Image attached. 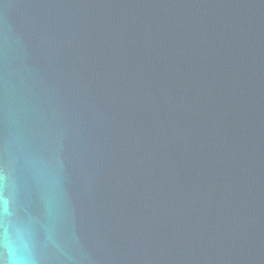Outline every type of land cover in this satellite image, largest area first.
I'll use <instances>...</instances> for the list:
<instances>
[{
  "label": "water",
  "instance_id": "obj_1",
  "mask_svg": "<svg viewBox=\"0 0 264 264\" xmlns=\"http://www.w3.org/2000/svg\"><path fill=\"white\" fill-rule=\"evenodd\" d=\"M264 264V0H0V258Z\"/></svg>",
  "mask_w": 264,
  "mask_h": 264
},
{
  "label": "clouds",
  "instance_id": "obj_2",
  "mask_svg": "<svg viewBox=\"0 0 264 264\" xmlns=\"http://www.w3.org/2000/svg\"><path fill=\"white\" fill-rule=\"evenodd\" d=\"M0 264H35L33 260L22 261L11 253L6 247V253L0 258Z\"/></svg>",
  "mask_w": 264,
  "mask_h": 264
}]
</instances>
